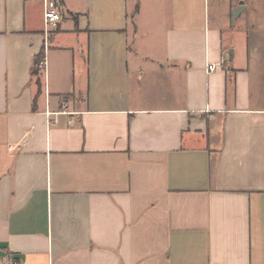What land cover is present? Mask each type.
<instances>
[{"label":"crops","instance_id":"obj_1","mask_svg":"<svg viewBox=\"0 0 264 264\" xmlns=\"http://www.w3.org/2000/svg\"><path fill=\"white\" fill-rule=\"evenodd\" d=\"M52 1L0 0V264H264V0L229 66L247 0Z\"/></svg>","mask_w":264,"mask_h":264},{"label":"rangeland","instance_id":"obj_2","mask_svg":"<svg viewBox=\"0 0 264 264\" xmlns=\"http://www.w3.org/2000/svg\"><path fill=\"white\" fill-rule=\"evenodd\" d=\"M247 2L251 3V0H247ZM253 4H251L250 6H248L244 11L243 13L240 15V17L236 20V22L232 25L231 24V20L229 21V14H230V11H229V8H228V4L227 3H223V6L221 7V9H223V11L227 12L228 14L226 15V19H225V27L227 28V32L224 34V42L225 44L228 46L227 50L225 51L226 52V57L228 59V50L232 48V46H229V45H235V43H239L241 41L244 40V34L240 31L241 29H245V22L247 21V19L251 16V11L254 10L253 8ZM210 9H211V14H216L219 9H220V6L217 5V6H210ZM231 18V16H230ZM51 29V26H49L48 28H44V35L49 32V30ZM234 29V30H233ZM244 31V30H243ZM252 35H256L257 34V31L255 32H251ZM46 35V36H47ZM260 37H262L263 39H259V40H262L264 41V34H258ZM228 63V62H227ZM229 66V64H227ZM256 68L258 69H262L263 70V74H264V61L262 60L260 63L257 62L256 65H255ZM36 78V77H34ZM61 101H63L62 103L65 104V102H67L66 99H64V97H62L60 99ZM64 104H60V107H62Z\"/></svg>","mask_w":264,"mask_h":264},{"label":"built area","instance_id":"obj_3","mask_svg":"<svg viewBox=\"0 0 264 264\" xmlns=\"http://www.w3.org/2000/svg\"><path fill=\"white\" fill-rule=\"evenodd\" d=\"M60 18L59 14V6L55 1L52 0H44V11H43V24L44 28H48L49 26L54 25ZM212 66H208L207 70L211 71ZM9 264H17L16 262H12Z\"/></svg>","mask_w":264,"mask_h":264},{"label":"water","instance_id":"obj_4","mask_svg":"<svg viewBox=\"0 0 264 264\" xmlns=\"http://www.w3.org/2000/svg\"><path fill=\"white\" fill-rule=\"evenodd\" d=\"M245 9V6L243 4H239L238 6H236L235 8L232 9L231 11V24L233 25L236 18L240 15V13ZM232 58H233V50L232 48L228 50V59L227 62L230 65L232 62Z\"/></svg>","mask_w":264,"mask_h":264},{"label":"trees","instance_id":"obj_5","mask_svg":"<svg viewBox=\"0 0 264 264\" xmlns=\"http://www.w3.org/2000/svg\"><path fill=\"white\" fill-rule=\"evenodd\" d=\"M43 57H44V52L43 49L40 50V52H38V54L34 57V64L32 66V68L30 69V75L32 77H36V82L39 84V64L40 62L43 61Z\"/></svg>","mask_w":264,"mask_h":264}]
</instances>
